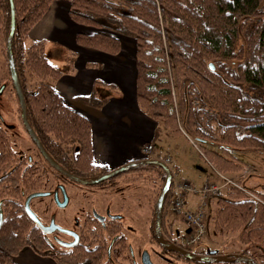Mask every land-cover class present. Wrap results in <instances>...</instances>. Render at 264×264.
<instances>
[{
    "label": "trees",
    "instance_id": "trees-1",
    "mask_svg": "<svg viewBox=\"0 0 264 264\" xmlns=\"http://www.w3.org/2000/svg\"><path fill=\"white\" fill-rule=\"evenodd\" d=\"M52 1L13 0L16 70L28 121L45 150L69 172L91 178L108 169L91 162L90 122L67 107L55 91L53 83L62 71L49 61L44 42H25L29 30ZM263 3L264 0H69L68 13L74 22L95 29L75 34V42L81 47L116 54L121 49L118 34L134 39L139 107L167 134L184 132L197 146L199 155L224 174L240 171L247 153H264ZM0 18L6 41L7 0H0ZM240 27L245 30L244 50L236 49ZM235 58L243 60L233 65ZM29 78L36 79L33 88L28 87ZM174 88L179 91L178 104L173 99ZM79 99L94 107L104 102L94 90ZM141 167L159 169L164 183L163 169L155 165L134 169ZM45 174L41 162L14 152L9 136L0 127V264H14L13 256L24 247L50 257L56 264H104L108 252L105 233L115 237L117 250L126 249L119 219L103 226L91 218L78 243L66 251H49L43 231L24 202L42 190ZM212 199L215 206L210 218L214 229L237 233L244 244L238 254L248 253L251 247L264 252V193L237 183L229 185L225 194L210 197L209 205ZM171 202L170 192L163 205L162 228ZM154 217L155 214L152 233Z\"/></svg>",
    "mask_w": 264,
    "mask_h": 264
},
{
    "label": "rangeland",
    "instance_id": "rangeland-1",
    "mask_svg": "<svg viewBox=\"0 0 264 264\" xmlns=\"http://www.w3.org/2000/svg\"><path fill=\"white\" fill-rule=\"evenodd\" d=\"M262 14L264 15V11ZM92 30L94 31L95 29ZM118 36L122 43H126V39H129L127 36L119 34ZM130 41L133 43L132 38H130ZM245 45V30L240 27L236 49L239 50L241 48L244 50ZM242 60L243 58H235L232 64H239ZM27 82L28 87L33 88L36 84V79L29 78ZM252 95H255V93H252ZM173 99L178 104L179 91L176 88H174ZM177 116L180 120L179 112ZM0 127L6 131L12 148L18 156L31 157L41 162L43 167H45L46 174L42 191L39 195L31 197L27 208L43 226H55L51 231H43L49 243V251L68 250L75 243L74 237L84 232L86 223L89 224L92 216L96 214L105 217L116 215L119 216L121 223L120 233L126 239L127 248L123 252L110 248L104 264H143L142 256L144 252L149 254L154 264H188L182 260H177L173 254L163 251L156 243L151 231L155 200L163 185L162 173L159 169L141 167L128 170L114 177L109 182L83 184L63 176L43 162L20 117L19 101L8 72L6 41L2 38L1 28ZM159 129L158 134L163 131L168 136L164 138L161 135L160 140L164 148L160 147L162 157L159 160H164L172 171H174L176 162V147L180 149L185 147L186 154L192 152L194 157L199 158L197 153H195V150L197 152L199 150L190 139L192 146L187 144L184 139H178L167 134L161 125H159ZM153 154L155 156L154 150ZM166 157H169L170 160H167ZM202 158L206 161L204 157ZM207 171V181L211 184L220 185L219 192L222 194L226 193L229 185L237 183L247 189L264 193V153L249 152L244 155L242 169L237 172L222 174L217 172L209 163L207 164ZM172 175L173 182L180 180L176 178L173 172ZM212 196L214 195L210 197ZM26 199L24 202H26ZM214 206V200L212 199L211 204L209 205L208 203L207 231L201 240L202 242L194 246L195 250L216 248L220 253H239L244 248V244L238 240L237 233H220L214 229L210 218ZM168 210L165 226L167 227L171 222L174 231L182 236L186 225L181 221L182 218L180 216L173 213L171 207ZM171 217L172 219H170ZM105 237L107 238V243H109L110 236L105 233ZM29 249L34 251L32 248ZM248 253L256 259L258 264H264V252L260 248L251 247L248 249ZM28 260L26 252L21 254L18 252L15 256V261L21 264H27ZM225 264L246 263L230 262Z\"/></svg>",
    "mask_w": 264,
    "mask_h": 264
},
{
    "label": "crops",
    "instance_id": "crops-1",
    "mask_svg": "<svg viewBox=\"0 0 264 264\" xmlns=\"http://www.w3.org/2000/svg\"><path fill=\"white\" fill-rule=\"evenodd\" d=\"M69 5V0H53L29 30L25 42L43 41L49 61L61 69L62 74L53 86L67 107L89 120L92 163L111 169L135 161L144 156L142 147L147 144H152L155 155L162 157L161 135L168 136L163 131L158 134V122L139 107L135 95L134 39L132 43L131 37H127L129 39L126 43L121 42V49L116 54L79 46L75 34L93 30L70 18ZM93 90L104 101L99 107L87 105L79 99ZM184 135L183 132L174 137L184 139L192 146ZM176 149L174 171H171L176 178L201 187L207 180L208 163L196 150L199 158L192 152L186 154L185 147ZM166 159L170 160L169 157ZM187 201L192 208L196 206L198 196L189 193ZM29 248L19 251L20 254L26 252L27 264H56L50 257L37 255ZM15 256L14 264H21L15 261Z\"/></svg>",
    "mask_w": 264,
    "mask_h": 264
},
{
    "label": "water",
    "instance_id": "water-1",
    "mask_svg": "<svg viewBox=\"0 0 264 264\" xmlns=\"http://www.w3.org/2000/svg\"><path fill=\"white\" fill-rule=\"evenodd\" d=\"M8 6H9V31L6 37V55H7V62L8 67L10 71L11 80L14 86L15 93L17 95L18 101H19V107H20V116L22 123L30 136L33 143L37 146L38 150L40 151L43 158L49 163L51 167H53L55 170L60 172L61 174L65 175L66 177L70 178L71 180H74L79 183L83 184H97L100 182H103L104 180L110 179L120 173L126 172L128 170L143 166V165H155L163 169L165 173V180L161 187V190L156 198L155 204H154V236L157 240V243L164 249L168 251H175L181 255H183L185 258L193 261H210L211 256L203 257L199 256L190 252H187L186 250L174 245L170 244L166 241V239L162 235L161 231V224L163 219V205L165 202V199L167 195L170 192L171 184H172V171L169 168V166L162 160L156 159V158H142L140 160L130 161L127 163L122 164L119 167H115L111 170H109L106 173H103L97 177L93 178H83L79 177L77 175L72 174L68 170L61 167L59 164H57L51 156L45 151L43 146L41 145L39 139L37 138L35 132L31 128L27 115H26V107H25V100L22 92V88L19 82L16 65H15V59H14V52H13V35L15 30V5L13 0H7ZM39 195V193L31 194L27 197L25 202V207L27 212L31 215V217L34 219L36 224L41 228L42 231H51L55 228V226H43L40 221L37 219V217L27 208V204L29 203V200L31 197ZM100 221H103V216H100L98 214L95 215ZM214 250L209 251V255L214 254ZM217 261H226V262H244L247 264H258L257 261H255L252 257L247 255H237L234 257H231L229 255L222 256L218 259H213ZM142 263L143 264H154L152 260L149 257V254L147 252H144L142 256Z\"/></svg>",
    "mask_w": 264,
    "mask_h": 264
},
{
    "label": "built area",
    "instance_id": "built-area-1",
    "mask_svg": "<svg viewBox=\"0 0 264 264\" xmlns=\"http://www.w3.org/2000/svg\"><path fill=\"white\" fill-rule=\"evenodd\" d=\"M144 157L154 156L153 145L147 144L142 147ZM227 181H229L227 179ZM230 182V181H229ZM221 186L205 181L197 188L190 182L175 180L171 185V209L174 214L180 216L189 230L186 244L191 245L200 242L207 231L208 199L211 195L219 193ZM198 196L196 206L189 207L187 194Z\"/></svg>",
    "mask_w": 264,
    "mask_h": 264
},
{
    "label": "flooded vegetation",
    "instance_id": "flooded-vegetation-1",
    "mask_svg": "<svg viewBox=\"0 0 264 264\" xmlns=\"http://www.w3.org/2000/svg\"><path fill=\"white\" fill-rule=\"evenodd\" d=\"M8 72H9V76H10V71H9V67H8ZM10 79H11V76H10ZM13 84V83H12ZM19 111H20V107H19ZM21 117V116H20ZM30 124V123H29ZM31 126V125H30ZM32 128V127H31ZM33 129V128H32ZM26 130V129H25ZM34 131V130H33ZM27 132V131H26ZM35 132V131H34ZM36 134V133H35ZM37 136V135H36ZM37 138H38V136H37ZM39 139V138H38ZM40 141V140H39ZM41 143V142H40ZM41 145H42V143H41ZM36 146V145H35ZM43 146V145H42ZM36 148H37V146H36ZM44 148V147H43ZM45 149V148H44ZM37 150H38V148H37ZM46 151V150H45ZM38 152H39V156L42 158V159H44L43 158V156L41 155V153H40V151L38 150ZM47 152V151H46ZM48 153V152H47ZM49 154V153H48ZM28 157V156H27ZM30 159H31V157H29ZM52 158V157H51ZM53 159V158H52ZM141 158H139V159H137V160H140ZM45 160V159H44ZM54 160V159H53ZM46 161V160H45ZM55 161V160H54ZM47 162V161H46ZM56 162V161H55ZM92 162V161H91ZM57 163V162H56ZM47 164L49 165V163L47 162ZM58 164V163H57ZM93 164V163H92ZM124 164V163H123ZM60 165V164H59ZM122 165V164H121ZM50 166V165H49ZM61 166V165H60ZM51 167V166H50ZM61 167H63V166H61ZM53 170H55L53 167H51ZM105 168V167H104ZM115 168V167H114ZM65 169V168H64ZM106 169H108L106 172H108L109 170H111V169H113V168H111V169H109V168H106ZM56 172H58L57 170H55ZM106 172H104V173H106ZM127 172V171H126ZM58 173H60V172H58ZM123 173H125V172H123ZM61 174V173H60ZM73 174V173H72ZM103 174V173H102ZM120 174H122V173H120ZM120 174H118V175H116V176H119ZM63 175V174H62ZM75 175V174H74ZM99 175H101V174H99ZM99 175H97V176H99ZM63 176H65V175H63ZM97 176H94V177H97ZM116 176H114V177H116ZM80 177V176H79ZM114 177H112V178H110V179H107V180H104L103 182H100V183H105L106 181H111ZM91 178H93V177H91ZM42 191V190H41ZM41 191H39V192H37V193H40ZM100 216H102V215H100ZM91 218H94V219H96V220H98L103 226L104 225H106V224H110V221H113V220H116V219H119V216H116V215H108L107 217H105V216H103V221H100L96 216H92ZM162 221H163V219H162ZM181 221L184 223V221L181 219ZM170 225H168L167 227L165 226L164 228H162V224H161V231H162V235H163V237L166 239V241L168 242V243H170V244H174V245H176V246H178V247H180V248H182V249H184V250H186L187 252H190V253H193V254H196V255H199V256H203V257H206L207 258V256L209 257V256H211V259L212 260H210V261H208L207 262V260L206 261H193V260H189V259H187V258H185L183 255H181V254H179V253H177V252H175V251H168V250H166V249H164V248H162L158 243H157V240H156V238H155V236H154V238H155V241H156V243L158 244V246L163 250V251H166V252H169V253H171V254H173L176 258H177V260H182V261H184V262H187L188 264H225V263H230V262H226V261H217V260H213V259H218V258H220V257H222V256H225V255H229V256H231V257H234V256H237V255H247V256H250V257H252L255 261H256V259L250 254V253H246V254H238V253H220L216 248H209V249H207V248H205V249H203V250H195V248H194V246L196 245V244H198V243H200V242H202V241H200V242H197V243H194V244H191V245H188V244H186L185 242H186V238L189 236V230L188 229H185L184 230V233H183V235L182 236H180L177 232H175L174 231V229H173V226H172V224H171V222L169 223ZM185 224V223H184ZM153 225H154V223H153ZM166 225V224H165ZM185 226V225H184ZM173 235H172V234ZM153 235H154V228H153ZM80 239H81V235L80 234H77L75 237H74V241H75V243H78L79 241H80ZM115 237L114 236H112L110 239H109V243H108V252H109V249L110 248H115L116 249V246H115ZM75 243H73V244H75ZM72 244V245H73ZM71 245V246H72ZM127 248V247H126ZM212 250H214L215 252H214V254H211V255H209V251H212ZM66 251V250H65ZM108 252H107V255H108ZM123 252V251H122ZM232 263V262H231ZM244 263V262H243ZM258 263V262H257ZM247 264V263H246Z\"/></svg>",
    "mask_w": 264,
    "mask_h": 264
}]
</instances>
